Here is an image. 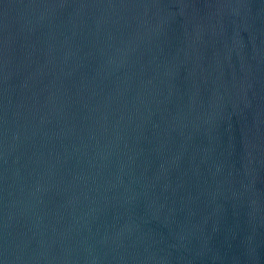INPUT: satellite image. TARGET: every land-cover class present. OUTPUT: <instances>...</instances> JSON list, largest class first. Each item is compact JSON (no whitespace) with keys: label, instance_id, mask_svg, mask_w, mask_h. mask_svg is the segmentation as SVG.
<instances>
[{"label":"water","instance_id":"1","mask_svg":"<svg viewBox=\"0 0 264 264\" xmlns=\"http://www.w3.org/2000/svg\"><path fill=\"white\" fill-rule=\"evenodd\" d=\"M0 264H264V0H0Z\"/></svg>","mask_w":264,"mask_h":264}]
</instances>
